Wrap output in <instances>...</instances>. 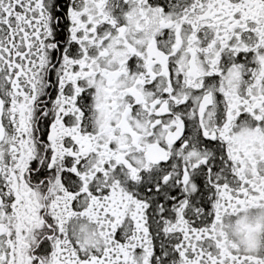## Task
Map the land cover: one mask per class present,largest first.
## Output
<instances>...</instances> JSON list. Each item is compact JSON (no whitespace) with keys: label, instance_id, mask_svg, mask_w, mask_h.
Listing matches in <instances>:
<instances>
[{"label":"snow or ice","instance_id":"6c2138e0","mask_svg":"<svg viewBox=\"0 0 264 264\" xmlns=\"http://www.w3.org/2000/svg\"><path fill=\"white\" fill-rule=\"evenodd\" d=\"M0 264H264V0H0Z\"/></svg>","mask_w":264,"mask_h":264}]
</instances>
